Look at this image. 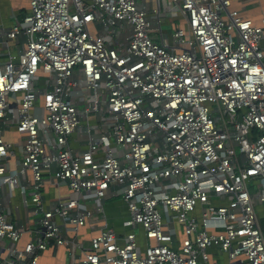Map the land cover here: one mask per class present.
Returning <instances> with one entry per match:
<instances>
[{"label":"built area","instance_id":"2783aa9c","mask_svg":"<svg viewBox=\"0 0 264 264\" xmlns=\"http://www.w3.org/2000/svg\"><path fill=\"white\" fill-rule=\"evenodd\" d=\"M160 1L28 0L0 30V264L81 248L66 233L94 216L86 200L102 210L109 195L130 229L102 224L83 264H211L210 248L264 264V29L230 0H168L186 22L168 35ZM7 127L22 134L14 170ZM28 172L32 229L1 206ZM46 174L70 194L46 205Z\"/></svg>","mask_w":264,"mask_h":264},{"label":"crops","instance_id":"0c3cea01","mask_svg":"<svg viewBox=\"0 0 264 264\" xmlns=\"http://www.w3.org/2000/svg\"><path fill=\"white\" fill-rule=\"evenodd\" d=\"M165 1V0H164ZM168 1V0H167ZM230 9L237 10L240 16L244 19L251 20L255 25H259L264 29V0H230ZM161 2V1H160ZM159 2V3H160ZM173 5V3L171 2ZM160 9V8H159ZM29 10L28 0H0V30H7L17 24L22 16ZM177 8L172 14L166 17H160L162 31L166 34L172 33L176 28H184L186 26L185 18L181 13H176ZM25 37L18 36L16 39L10 40V50L17 53L24 45ZM6 44L0 42V59L6 58ZM108 130V129H107ZM4 137L8 140L15 152V155L10 158L11 170H14L22 157L21 136L22 134L14 128L7 127ZM74 145V142L72 141ZM81 146L80 148H82ZM31 174L28 172L26 178H23L25 185V198L20 188L15 190L4 189L1 199V206L6 210L8 218L18 225L32 229L36 219L32 212V204L30 203L29 192L32 185L27 180H30ZM43 199L46 205L53 203L59 196H67L70 194V189L65 183H55L48 178L46 174L43 179ZM86 205L93 209L94 216L89 219L88 223L80 228L77 234L72 231L66 233L67 237L75 238L81 243V248L75 245H55L50 243L46 250L40 253L37 264H83L82 251L89 247L90 238L98 232V228L107 223L112 227L119 236L129 231V227L124 225L129 217V211L126 202L119 196L109 195L104 199L103 209L98 210L90 200H86ZM139 230V229H138ZM32 231V230H30ZM30 231H26L19 242L22 247L31 237ZM181 237V235L179 236ZM139 240L141 245L144 244L143 234L139 232ZM179 248L178 244L175 245ZM211 264L219 263L226 264L225 254H221L216 248H210ZM69 252H72L71 255ZM0 254L5 255L4 248H0ZM74 255V256H73ZM73 256V258H71ZM217 258L219 260L216 262ZM220 258H225L222 261Z\"/></svg>","mask_w":264,"mask_h":264},{"label":"rangeland","instance_id":"374dc122","mask_svg":"<svg viewBox=\"0 0 264 264\" xmlns=\"http://www.w3.org/2000/svg\"><path fill=\"white\" fill-rule=\"evenodd\" d=\"M160 8V17H166L172 14L173 10L176 9V6L171 4L170 1H161L159 3ZM229 118H227V122H229ZM222 261L225 260V258H220Z\"/></svg>","mask_w":264,"mask_h":264}]
</instances>
